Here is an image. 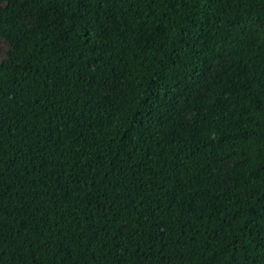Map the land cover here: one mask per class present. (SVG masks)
I'll return each instance as SVG.
<instances>
[{
    "label": "trees",
    "instance_id": "16d2710c",
    "mask_svg": "<svg viewBox=\"0 0 264 264\" xmlns=\"http://www.w3.org/2000/svg\"><path fill=\"white\" fill-rule=\"evenodd\" d=\"M22 1L0 13L25 62L0 64V264H264V0H31L36 30Z\"/></svg>",
    "mask_w": 264,
    "mask_h": 264
},
{
    "label": "rangeland",
    "instance_id": "374dc122",
    "mask_svg": "<svg viewBox=\"0 0 264 264\" xmlns=\"http://www.w3.org/2000/svg\"><path fill=\"white\" fill-rule=\"evenodd\" d=\"M31 0H23L19 5V10L25 13V15H18V20L27 25L32 30H36L39 25L43 22V17L41 15L31 14L27 8ZM11 0L3 1L0 4V13L5 12L10 8ZM227 63V60H221L214 63L208 69L204 75V82L206 84L210 83L212 79L216 76L217 70L223 67ZM0 64H10L16 66H23L25 64L21 49L15 44H11L5 37L0 36ZM103 93L106 97H110L113 90L120 91L121 82L118 77H112L110 82L104 86ZM194 113H189L186 117V123L189 125L193 121ZM240 159H233L224 162L218 167H214L213 173L217 177L219 186H215L213 194L217 195L222 191V188L227 187L230 182V174L234 165Z\"/></svg>",
    "mask_w": 264,
    "mask_h": 264
}]
</instances>
